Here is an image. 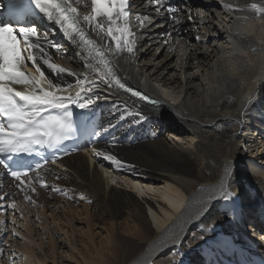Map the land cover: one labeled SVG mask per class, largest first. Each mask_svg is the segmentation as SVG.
<instances>
[{
    "label": "bare ground",
    "instance_id": "obj_1",
    "mask_svg": "<svg viewBox=\"0 0 264 264\" xmlns=\"http://www.w3.org/2000/svg\"><path fill=\"white\" fill-rule=\"evenodd\" d=\"M224 2L244 6L254 0ZM132 6L144 22L141 27L130 18L132 31L139 32L135 56L125 51L111 59L127 83L158 103L107 85L89 93L100 97L93 106L103 109L105 128L119 127L112 142L97 149L132 167L116 169L79 152L42 173L65 193L38 183L33 193L28 181L21 191L19 181L0 177V196L13 201L31 196L39 205L28 200L24 210L32 206L41 216L44 208L75 211L78 205L87 225L102 224L104 252L83 264H229L231 247L240 264H264V15L257 18L247 8L228 12L218 0H201L190 3L194 23L177 24L157 15L150 0H133ZM79 10L90 12L83 5ZM168 33L171 44L165 43ZM52 55L62 66L84 71L81 57ZM64 80L75 85L73 77ZM226 171L227 187L235 193L230 199L220 195ZM135 180L157 193L132 187ZM21 249L45 264L28 247Z\"/></svg>",
    "mask_w": 264,
    "mask_h": 264
},
{
    "label": "snow or ice",
    "instance_id": "obj_2",
    "mask_svg": "<svg viewBox=\"0 0 264 264\" xmlns=\"http://www.w3.org/2000/svg\"><path fill=\"white\" fill-rule=\"evenodd\" d=\"M150 2L155 5L157 15H163L161 8H165L170 20L178 24L181 21L177 14L185 11L187 0L179 5H173L171 0ZM219 3L228 12L244 11L247 8L254 11L257 18L264 15V0H254L244 6L225 3L224 0H219ZM81 5L90 7L91 11L88 14L81 13ZM5 7L8 9V18L0 20V176L8 174L14 181H19L15 186L21 191H24L21 185L27 180V187L33 193L36 192L37 183L42 188H51L53 192L65 193L66 190L59 185H49L42 175L48 171L47 160L43 164L37 163L34 168L23 170L14 169L10 161L13 156L21 153L40 154L44 148H59L75 132L73 106L82 110L91 108L100 97L93 98L89 93H94L104 85L140 100L158 103L129 86L118 74L111 59L113 55L125 51L135 56L136 39L130 26V0H0V8ZM37 11L57 26L63 37L79 50L83 72L72 71L54 61L50 49H54L59 56L66 55L67 49L50 38L47 30L40 31V25L29 18ZM187 12V20L194 23L191 9L188 8ZM136 20L141 27L144 26L138 14ZM200 23L202 26L203 20ZM92 33L104 43H99ZM167 35L165 43L171 44V33ZM195 39L201 41L200 34ZM168 50L175 51V46H170ZM29 64L35 68V72L25 71ZM65 75L73 77L75 85L66 84ZM54 80L57 82L54 83ZM73 87L78 89L74 94L68 91ZM251 99L248 98L249 102ZM92 153L111 162L116 169L132 167L111 151L94 147ZM52 163H55V159ZM230 176L231 172L226 171V177L221 179L220 195L225 199L235 195L227 187V178ZM55 179H60V176L56 175ZM3 199L0 196V200ZM25 199L35 203L31 196L25 195ZM16 207L15 201L7 205L0 204V210ZM12 222L15 223L14 220ZM4 224L5 220L0 219V225ZM12 234L19 235L15 229Z\"/></svg>",
    "mask_w": 264,
    "mask_h": 264
},
{
    "label": "rangeland",
    "instance_id": "obj_3",
    "mask_svg": "<svg viewBox=\"0 0 264 264\" xmlns=\"http://www.w3.org/2000/svg\"><path fill=\"white\" fill-rule=\"evenodd\" d=\"M22 200L15 201V209L0 210V219L5 220V224L0 225V264H38V259L22 251L21 248L27 247L41 256L45 264H83L85 259L98 261L96 256L106 247V228L100 223L87 225L78 211L80 206L76 205L75 211L65 207L44 208L42 217L33 212L32 206L24 210L23 205L28 206L30 202ZM0 201L3 205L13 202L10 199ZM38 205V202L33 204ZM13 229L18 236H13Z\"/></svg>",
    "mask_w": 264,
    "mask_h": 264
}]
</instances>
